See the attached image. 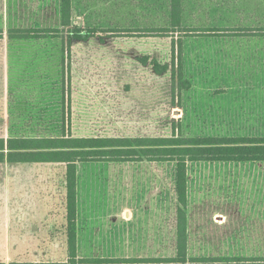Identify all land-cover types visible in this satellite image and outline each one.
<instances>
[{
  "label": "rangeland",
  "instance_id": "374dc122",
  "mask_svg": "<svg viewBox=\"0 0 264 264\" xmlns=\"http://www.w3.org/2000/svg\"><path fill=\"white\" fill-rule=\"evenodd\" d=\"M43 2L0 0V136L264 135L262 120L244 121L263 110L259 95H235L239 119L232 120L229 94L264 88V0H184V24L193 30L183 39L182 79L190 86L180 90L170 70L158 74L140 60L170 63L171 37L152 30L167 24V0H72V26L94 32L85 41L67 44L66 31L46 39L6 37L12 27H58L57 9ZM38 166L26 176L42 173L44 202L53 194L58 204L63 165ZM250 168L199 163L190 170L191 253L215 256L234 245L252 255L259 250L252 245H263L264 179L259 192ZM77 170L79 256L173 255L171 162H80ZM31 189L28 182V206ZM51 218L44 214L40 226L28 213L27 260L66 258L62 218Z\"/></svg>",
  "mask_w": 264,
  "mask_h": 264
},
{
  "label": "trees",
  "instance_id": "16d2710c",
  "mask_svg": "<svg viewBox=\"0 0 264 264\" xmlns=\"http://www.w3.org/2000/svg\"><path fill=\"white\" fill-rule=\"evenodd\" d=\"M57 26L12 27L9 39H46L66 31L67 44L94 37L91 29L71 24L72 0H51ZM44 4L42 0V5ZM167 24L153 28L157 36L171 37L170 63L147 56L140 58L158 74L170 70L173 88L186 89L190 83L182 79L183 39L190 30L184 24V0H167ZM198 30V29H194ZM154 35V34H153ZM0 30V38H3ZM169 161L173 170L170 189L175 199V241L171 256L161 257H84L78 254V163L136 160ZM47 163L64 166V236L66 258L11 262L10 264H264V249L252 255L238 253L235 246L220 255L193 254L189 245V183L193 167L199 163H234L264 165V136H0V163ZM233 240L235 236L231 237ZM237 240H235L236 242ZM264 241V240H263ZM231 240V244H232ZM234 242V244H235ZM238 249L241 245L238 244ZM236 250V251H234ZM3 264V263H0Z\"/></svg>",
  "mask_w": 264,
  "mask_h": 264
},
{
  "label": "crops",
  "instance_id": "0c3cea01",
  "mask_svg": "<svg viewBox=\"0 0 264 264\" xmlns=\"http://www.w3.org/2000/svg\"><path fill=\"white\" fill-rule=\"evenodd\" d=\"M240 91H242V94L244 95L247 93H249L251 96L258 94L259 95L258 100L260 102L262 101V104L264 105V88L262 89V92H260L259 89L258 93H256L254 89L242 88V90H238L236 88H232V90H230L229 92L230 96L233 95L232 98L233 106L231 112L232 120L239 119L238 115L236 116L235 114L236 110L234 104L237 101L235 95H239L241 93ZM258 111L259 112L256 115L255 114L251 116L244 115V121L255 119L259 124L261 120L264 123V106H263V110H261V107L259 106ZM232 136H240V135H232ZM252 136H256V135H252ZM258 136H264V135H258ZM84 163H88V162H84ZM41 164H47V163H40V164H36V163L9 164L7 162L0 163V263L10 264L11 262L20 263L27 261L25 239H26V231H27L26 226L28 221L27 220L28 213L31 219L34 222H37L39 225L43 224L44 214H46L49 217L51 215L54 219L51 218L50 220L55 221V214L57 213V215H60V222L62 218V231L64 232V227H63L64 193H65L64 179H62V182H60V186H59V195H60L59 203L54 205L55 197L53 194L47 196L49 198L52 197L53 201L47 200V202H44L43 199L44 190L42 186L46 181H43L44 178H42V176L39 177L42 173L40 174L35 173V176L30 179H28V177L26 176L27 171H31V170L33 171L34 168L40 167L38 165ZM250 170H251L250 174H252L253 180L255 182V185L254 183H252L251 185H253V188H257V190L261 192V179L262 178L264 179V165L256 166V164L253 163L251 164ZM77 177H78V170H77ZM51 181L52 180H49V182ZM28 182L32 186L31 195H33L34 197V201L31 202L29 206L27 204V190H26ZM35 184H37V186L39 187L36 188ZM262 191H263L262 207L264 212V180L262 181ZM77 198H78V213H79L78 179H77ZM51 203L52 205H50ZM259 206H261L260 203ZM262 221L264 222V213H263ZM83 237L87 238L88 236L86 234H83ZM79 238L80 237L78 232V239ZM21 239H23L22 243H21ZM252 246L253 248H256L255 246H257V249H264V243L261 246L260 244L259 245L255 244Z\"/></svg>",
  "mask_w": 264,
  "mask_h": 264
}]
</instances>
